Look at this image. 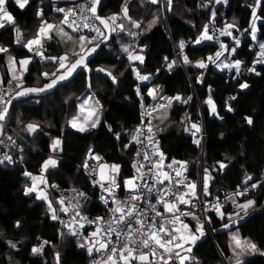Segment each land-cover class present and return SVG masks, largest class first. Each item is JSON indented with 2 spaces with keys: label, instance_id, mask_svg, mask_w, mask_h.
<instances>
[{
  "label": "snow or ice",
  "instance_id": "6c2138e0",
  "mask_svg": "<svg viewBox=\"0 0 264 264\" xmlns=\"http://www.w3.org/2000/svg\"><path fill=\"white\" fill-rule=\"evenodd\" d=\"M30 2L31 0H0V29L11 26L15 33L14 43L31 54L17 59L9 47L0 44V54L6 55L7 73L10 76L7 81L9 85L7 91L3 88L4 77L0 76V136L3 135V122L9 115L14 99L47 93L62 82L69 80L78 70L91 73L89 57L96 54L102 44L108 46V42L113 39V34L123 33L130 38L128 42H122L120 47L127 57L131 74L138 82L134 91L139 97L141 109L145 107V97L151 98L154 102L151 107L141 112L142 123L129 133L130 143L123 145L125 149L132 145L137 146L136 159L132 164L135 170L134 175L121 181V165L109 163L91 146L80 166L88 173L92 186L98 187L102 193L99 200L110 213L107 218L103 216L90 218L85 213V204L90 200L88 193L75 187L61 191L58 184L50 183L48 176L56 174L61 167L65 146V140L61 136L50 137L49 151L46 158L42 160L38 173L34 174L27 169L23 171V176L29 181L23 185V194L25 196L34 194L35 200L42 201L46 205L50 219L58 222L62 229L67 230V233L58 232L60 238L63 239L65 234L75 237L77 247L84 249L89 257L98 255V258L92 259L90 264H200V261L192 255L193 249L207 235L206 225H211L216 219L223 229L229 230L228 247L232 253L229 259L232 264H246L247 256L264 257V248H261L251 238L243 237L239 231L241 220L248 218L257 206L256 199L250 198V193L264 187V182L254 181L253 175L245 171L243 179L232 192L225 194L223 201L219 196L214 200H209L207 198L212 195L210 186L216 178L214 174H223L234 158L225 154L224 159L217 160L211 169L203 167L198 191V182L190 179L188 175V161L172 158L169 163H165L168 157L156 138L158 133L164 131V128L159 125L154 127L151 120L143 123L145 116L153 117L154 113H159V116L155 118L163 124L169 119V110L176 104L187 106L193 100L192 95L185 97L181 93L172 96L165 95L164 86L153 83L161 69L157 68L155 73H148L141 68L146 62L145 53L148 46L147 44L141 45L139 39L157 24L158 16L154 14L142 31H136L141 29L144 22L134 20L129 15V0H123L119 13L106 17L99 14L101 0H86L85 3L79 4L78 8H55V11L63 13L59 25L49 23L44 19L43 9H37L36 16L39 24L32 38L25 39L15 16L10 11V4L24 10ZM148 2L152 5H160L159 10L161 11L165 7L167 11L172 10L173 0H148ZM214 3L227 6L229 0H214ZM262 3L264 0H255L254 4L248 5L251 14L248 26L243 30L240 29L235 17L231 22L224 21L222 26L218 27L217 11L213 9L208 21L202 25L193 40H179L177 58L163 57L164 69L169 74L178 64L199 69L201 71L196 76V82L201 85L205 83V73L209 65L221 72L226 70L232 73L234 71L233 78L238 80L243 77L244 73L254 74L257 77L264 75V72L258 70V66L264 68V39L258 35L264 27ZM119 20H126L131 27L118 23ZM97 21L99 24L96 23ZM64 26H67L71 32L66 31ZM192 27L194 28L195 25L193 24ZM83 29H87L88 34H85ZM233 30L239 35H235ZM245 34L250 37L251 41L248 45L249 51H254L250 65L238 58V49L242 46V38ZM54 37H58L61 41H71L73 43L71 51H65L59 56H46L45 42L53 40ZM222 37L230 38L231 46L225 43ZM205 42H214L219 47L206 58L192 61L185 52L189 43L202 45ZM34 57H39L42 62H51L55 67L54 71L40 73L47 82L39 87L26 86L24 79ZM95 71L104 73L113 84L118 83L117 76L111 70L99 67ZM119 75L122 76L123 72ZM141 85H144L143 92ZM87 86L91 89L90 79ZM237 86L241 91L250 87L247 80L238 82ZM207 92V98L203 103L208 106L207 110L213 117L223 120L224 117L220 115L213 99L211 85H207ZM236 100V95L228 97L224 105L227 112L236 111L229 102ZM78 109V112L67 121L70 128L78 133H87L101 125L103 106L94 94L84 99ZM243 120L248 126L254 123L253 117L249 115H245ZM181 123L184 124V131L193 137L192 142L199 147L204 139L202 124L194 122L188 113H185ZM105 126L109 132L113 131L112 126L106 122ZM25 131L35 135L41 131V125L37 122H29L25 126ZM45 135L49 134L45 133ZM114 136L116 140H120L119 132L114 133ZM221 136L223 137V133ZM7 139L11 141L12 147H16L12 136H8ZM0 143L3 141L0 140ZM20 151L23 152V149L21 148ZM20 159L22 161L23 156ZM14 163L13 157L7 153L0 158V165ZM122 186L126 191L124 199L118 195ZM50 189L60 192V195L53 199ZM67 191L72 194L65 196L64 192ZM153 193H155V203L152 202ZM141 205L144 206L141 207ZM228 205L231 206V210L227 207ZM86 226H91L92 230L86 232ZM15 227L21 228L19 220L15 222ZM37 239L40 243L31 247V256L43 257L45 247L51 245L54 250L55 264H63L61 253L55 250V245L51 241L41 240L39 237ZM6 243L16 252L21 250L16 242L7 241ZM7 259L11 264L12 257L9 256ZM44 264L47 262L45 261Z\"/></svg>",
  "mask_w": 264,
  "mask_h": 264
},
{
  "label": "trees",
  "instance_id": "16d2710c",
  "mask_svg": "<svg viewBox=\"0 0 264 264\" xmlns=\"http://www.w3.org/2000/svg\"><path fill=\"white\" fill-rule=\"evenodd\" d=\"M76 1L31 0L24 10L10 4V11L15 16L24 38L29 39L32 38L39 24L36 16L37 9H43L44 19L49 23L59 25L63 13L55 11V8H70ZM130 1L136 5L135 0H129V15L134 20H143L141 29L136 30L142 31L148 22L144 16L136 14V9ZM197 1L173 0L172 10L167 12L166 17L160 19L159 26L140 37L139 43L148 46L145 53L146 62L141 68L148 73H155L157 68L161 69L154 83L163 85L164 93L170 96L177 93L185 97L193 96L189 105L176 104L170 109L169 119L163 124L155 118L159 116V113L154 114L153 125L164 128L160 140L161 148L168 157L166 164L172 158L188 161V170L192 176L196 175L194 163L196 159H199L200 150L191 146L192 136L184 131V124L181 121L185 113H188L194 122L204 124L206 164L213 165L217 160L224 159L225 154L234 158L223 174L215 175L216 178L210 186L212 195L208 197L212 199L220 196L225 189L234 190L243 179L245 171L253 175L254 181L264 182L261 180L264 171V75L261 77L247 75L238 80L210 65L205 73V83L201 85L196 82V76L201 71L199 69L179 64L171 74L163 69V57L177 58L174 47H178L179 40L194 39L204 24L206 14L198 9ZM211 1L215 6L214 0ZM254 2L255 0H229L227 6L217 5V26H222L224 21L231 22L235 17L240 29L243 30L248 26L250 19L251 9L248 5ZM122 3L123 0H101L99 14L106 17L119 13ZM150 5L153 11L156 5ZM142 11L143 14L149 16L150 21L152 16H150L149 9L145 8ZM233 31L239 35L235 30ZM262 34H264V27L258 34L261 39H264ZM14 39L15 33L11 26L0 29V44L9 47L17 59L31 55L26 49L15 44ZM129 40L130 38L124 34H113V39L108 42V46L102 44L97 53L89 59L91 73L81 70L75 73L68 82L57 86L51 92L36 96L39 99L38 105L27 103L25 101L27 99L13 100L5 122L14 132L24 153L23 161L19 165L14 167L6 164L0 165V264H9L7 259L9 256L12 257L11 264L16 262L44 264L45 261L47 264H55L54 250L51 245L45 247L43 257L30 255L31 247L40 243L38 237L41 240H49L55 245V250L61 253L63 264L90 263L92 257H89L85 250L77 247L75 239L66 235L63 239L60 238L58 232L63 230L50 219L45 204L35 200L34 195L25 196L23 194V185L29 181L22 173L25 169L34 174L38 173L42 160L48 154L50 137L61 136L65 140L61 167L56 174L48 176L50 183L89 191V181L80 166L90 146L100 152L109 163L121 165V181L133 175L132 164L136 149L134 145L127 149L123 145L130 143L129 133L137 127L141 118L139 97L134 91L136 80L128 67L127 57L120 47L122 42ZM224 42L230 43L228 39H224ZM249 43H251L249 36L245 34L242 46L238 49V58L247 65H250L254 57V51H249ZM218 47L215 45L194 46L188 47L185 52L192 61H195L213 54ZM45 49L46 56H59L66 51L64 43L57 37L46 41ZM36 59L37 61L32 62L24 77L26 86H42L47 81L40 73L55 70L52 63L42 62L39 57ZM0 64L5 83H7L10 76L7 73L6 55L0 54ZM99 67L111 70L117 76L118 83L113 84L104 73L95 71ZM258 70L264 72V68L258 67ZM121 72H123L122 76L119 75ZM38 79L39 83H37ZM89 79L91 89L87 86ZM242 80H247L250 85L249 89L243 91L238 89V82ZM207 85H211L213 89V99L220 115L224 117L223 120L213 117L207 110L208 106L203 103L208 95ZM144 90L142 87V92ZM93 94L103 106L101 125L90 132L78 133L68 126L67 121L78 112V103L85 96ZM231 95L237 96L236 101H229L236 109L234 113L227 112L224 106L225 101ZM245 115L253 117L252 126L244 123ZM29 122L39 123L41 131L35 135L29 134L25 131V126ZM105 122L112 126V132L108 131ZM116 132L120 133V140H116L114 136ZM49 191L55 199L57 195L51 189ZM250 198L256 199L257 206L248 218L241 220L239 231L243 237L251 238L261 248H264V187L251 192ZM85 211L92 216H100L104 215L106 210L93 201L87 204ZM17 220L21 223L19 229L15 227ZM209 230L207 238L197 243L192 255L200 261V264H225L224 259L227 260V264H232L229 259L231 255L228 247L229 230L223 229L216 219L209 225ZM7 241L16 242L21 250L16 252L9 248ZM245 261L246 264H264V257L255 255L246 258Z\"/></svg>",
  "mask_w": 264,
  "mask_h": 264
},
{
  "label": "built area",
  "instance_id": "2783aa9c",
  "mask_svg": "<svg viewBox=\"0 0 264 264\" xmlns=\"http://www.w3.org/2000/svg\"><path fill=\"white\" fill-rule=\"evenodd\" d=\"M86 2V0H77L70 8H78V5L79 4H81V3H85ZM204 5H206V7H204ZM197 7H198V9L199 10H201L203 13H205L206 14V17H205V19H204V23H206L207 21H208V19H209V17H210V14H211V11L213 10V9H215V6L213 5V2L211 1V2H209V0H198L197 1ZM97 24H98V21L96 22ZM102 27V26H101ZM85 34H88V30L87 29H83L82 30ZM121 34H123V33H121ZM125 35V34H124ZM127 36V35H126ZM128 37V36H127ZM221 39H225L224 37H222ZM226 39H228L229 41H231V39L230 38H226ZM191 40H193V39H188V40H186V41H191ZM203 45H209V46H213V45H215V46H218L217 44H215L214 42H205L204 44H202V45H192L191 43H189V45H188V47H194V46H203ZM187 47V48H188ZM186 48V49H187ZM174 49H175V52H176V56H177V53H178V47L177 46H175L174 47ZM186 49H185V51H186ZM46 51V50H45ZM37 57H34L33 58V62H35V61H37V59H36ZM258 67H261V66H258ZM164 69V68H163ZM217 69V68H216ZM165 71H166V69H164ZM218 71H220L219 69H217ZM223 72H225L226 73V75L227 76H229V77H232V76H234L235 75V73H234V71L232 72V73H229L228 71H223ZM248 75V73H244V76H247ZM254 75V74H253ZM0 76H3V73H2V65L0 64ZM45 80V79H44ZM155 80H156V78L153 80V83L155 82ZM138 82L136 81V84H137ZM8 87H9V85H8V83H4V85H3V88L5 89V91H7V89H8ZM142 87H144V85H141V88ZM165 95H168V94H166V93H164ZM170 96V95H169ZM153 101H152V99L151 98H149V97H145V107H144V109H141V107H140V118H141V112L142 111H145V110H147L149 107H151L152 105H153ZM155 114V113H154ZM154 114H153V117H147V116H145V118H144V120H143V123H147L149 120H151V123L153 124V122H154ZM4 123V129H3V135L2 136H0V140H2L3 141V143H0V158H2L3 157V155L5 154V153H7V154H17V155H20V156H23V153H24V151L23 152H21L20 151V149L22 148L20 145H19V143H18V141H17V139L15 138V134H14V132L13 131H11V128L7 125V123L4 121L3 122ZM142 123V121L140 120V123L137 125V126H139L140 124ZM203 125V131H204V124H202ZM154 126V125H153ZM155 127V126H154ZM161 133L162 132H160V133H158V135H157V139L159 140V142H160V147H161V140H160V137H161ZM8 136H12V138H13V140H15V142H16V147H12L11 146V141H9L8 139H7V137ZM193 137L191 138V140H190V142H191V146L193 147V148H195V149H197V150H200V154L202 153V156H200L199 157V159H196V161H195V163H194V166L196 167V175L195 176H192L191 175V173H190V171L188 170V175L190 176V179H192V180H196L197 182H198V191H199V181H200V174H201V172H202V169H203V167H209L210 169H211V166L212 165H209V164H206L204 161V158H203V155H204V152L205 151H202L203 149H205V146H206V142H205V132H204V139H203V141H202V143H201V145L199 146V147H197L193 142ZM134 147H135V149H137V146L136 145H134ZM140 147H143V146H140ZM96 151V150H95ZM96 152H98V151H96ZM98 153H100V152H98ZM101 154V153H100ZM102 155V154H101ZM103 156V155H102ZM135 159H136V157L134 158V161H133V163L135 162ZM23 161V160H22ZM22 161H20V162H18V163H14V164H11V165H8V164H6V165H8V166H10V167H14V166H17V165H19ZM89 163H92L91 161H89ZM166 163V162H165ZM84 173H85V175L87 176V179H88V181H89V189H90V193L88 194L89 195V197H90V200L85 204V207H84V211H85V209H86V206H87V204H89L90 202H93V201H95V202H97V203H99L100 204V206L101 207H103L105 210H106V206L104 205V204H102L101 202H100V200H99V196L102 194L101 192H100V190H99V188L98 187H93L92 186V182H91V179H90V177H89V175H88V173L87 172H85L84 171ZM134 173H135V170H134V172H133V175H134ZM218 173H215L214 175H217ZM261 180L262 181H264V171H263V173H262V176H261ZM56 184V183H55ZM60 186V185H59ZM71 188H73V187H62V186H60V189H61V191H63L64 189H71ZM78 189V188H77ZM78 190H81V189H78ZM51 191L55 194V195H57V196H59L60 195V192H57L55 189H51ZM81 191H84V190H81ZM233 190H224L223 192H222V194L219 196L220 197V199H221V201H223L224 200V197H225V194L226 193H228V192H232ZM85 192V191H84ZM72 193L70 192V191H67V192H64V195L65 196H68V195H71ZM104 195H106V193H104ZM118 195H119V197L121 198V199H124L125 198V196H126V191L123 189V186L121 187V190L119 191V193H118ZM202 199H203V197H201ZM207 199H209V200H214V198H207ZM152 202L153 203H155V193H153V196H152ZM46 206V205H45ZM114 206V205H113ZM144 205H141V207H143ZM158 207H160V206H158ZM183 207V206H182ZM228 208H229V210H231V206L230 205H228L227 206ZM197 209H199V205H197ZM85 213L90 217V218H94L95 216H92L90 213H88V212H86L85 211ZM198 214H201V215H203L202 213H199L198 212ZM62 215V214H61ZM110 215V213H108V211L106 210L105 211V213H104V215H100V216H103V217H105V218H107L108 216ZM65 219H68V217H64ZM54 223H56V224H58L60 227H61V225L58 223V222H55V221H53ZM192 223H194V222H192ZM206 228H207V231L208 232H210V230H209V225H206ZM62 229V228H61ZM65 233H67V230L66 229H62ZM92 230V227L91 226H86V232H90ZM67 237H69V238H73V239H75L76 240V238L75 237H71V236H68L67 234H65ZM80 249V248H79ZM81 250H84V249H81ZM94 258H98V255H94L92 258H91V260L92 259H94ZM91 260H90V262H91ZM90 264V263H89Z\"/></svg>",
  "mask_w": 264,
  "mask_h": 264
},
{
  "label": "rangeland",
  "instance_id": "374dc122",
  "mask_svg": "<svg viewBox=\"0 0 264 264\" xmlns=\"http://www.w3.org/2000/svg\"><path fill=\"white\" fill-rule=\"evenodd\" d=\"M136 1V5H134V3H132L131 2V5L132 6H134L135 7V9H136V14L137 15H139V16H144L145 18H146V21L147 22H149V16H147V15H145V14H143V11H142V9L144 10L145 8H147V9H149V11H150V16H152V18H153V15L155 14L156 16H158V22H157V24L154 26V27H157V26H159V22H161V20L160 19H162L163 17H166L167 16V9H166V7L164 8V10H159L160 9V5H156V7H154L153 8V11H151V5H150V3L148 2V0H135ZM217 9V5H215V10ZM177 10V9H176ZM172 13H173V11H172ZM61 21V20H60ZM60 21H59V24H60ZM119 22V21H118ZM153 27V28H154ZM235 34V33H234ZM235 35H237V34H235ZM55 38V37H54ZM58 38V37H57ZM59 39V38H58ZM226 39V38H225ZM249 39H250V37H249ZM242 41H243V38H242ZM63 43H64V45H65V49H66V51H71V49L73 48V43L71 42V41H69L68 43H66V41H63ZM231 44H232V41H230V43H229V45L231 46ZM78 50V49H77ZM94 55V54H93ZM93 56H91V57H89V59L90 58H92ZM47 61H45V63H46ZM44 63V64H45ZM51 63V62H50ZM210 66V65H209ZM30 68V67H29ZM79 71H81V70H78L77 72H79ZM27 75V73H25V76ZM75 75V74H74ZM248 75H253V74H248ZM244 76V75H243ZM72 78V77H71ZM70 78V79H71ZM69 79V80H70ZM69 80H67V81H64V82H62L61 84H63V83H65V82H68ZM61 84H59V85H61ZM59 85H57V86H59ZM52 91V90H51ZM51 91H49V92H51ZM48 93V92H47ZM43 94H45V93H43ZM40 95H42V94H40ZM25 98H27V100H25L27 103H29V104H34V105H38L39 104V99L38 98H36V95H32V96H29V97H22V98H19V99H14V100H22V99H25ZM85 98H87V96H85L79 103H78V106H79V104L85 99ZM79 110V109H78ZM203 126V125H202ZM72 129V128H71ZM74 130V129H73ZM202 151H205V149H203ZM200 156H202V153L199 155V157ZM203 158H204V160H205V152H204V155H203ZM205 162V161H204ZM33 196V195H32ZM207 229V228H206ZM1 235V234H0ZM207 235H209V232L207 231ZM207 235L203 238V239H205V238H207ZM230 236V235H229ZM200 242V241H199ZM198 242V243H199ZM229 243H230V240H229ZM232 256V253H231V255H230V257ZM252 256H247L246 258H251ZM245 258V259H246ZM225 260V264H227L228 262H227V260L226 259H224ZM15 264H19V263H15Z\"/></svg>",
  "mask_w": 264,
  "mask_h": 264
},
{
  "label": "bare ground",
  "instance_id": "6f19581e",
  "mask_svg": "<svg viewBox=\"0 0 264 264\" xmlns=\"http://www.w3.org/2000/svg\"><path fill=\"white\" fill-rule=\"evenodd\" d=\"M10 155L13 157V160L15 161V164L21 161V159H20L21 156L20 155H17V154H10ZM86 193L89 194L90 193V189Z\"/></svg>",
  "mask_w": 264,
  "mask_h": 264
},
{
  "label": "crops",
  "instance_id": "0c3cea01",
  "mask_svg": "<svg viewBox=\"0 0 264 264\" xmlns=\"http://www.w3.org/2000/svg\"><path fill=\"white\" fill-rule=\"evenodd\" d=\"M131 2V1H130ZM135 2V1H134ZM118 23H124L125 24V26L126 27H131L129 24H128V22L126 21V20H119V22ZM65 28H67L66 26H64ZM66 31H69V32H71V30L70 29H67ZM73 35H75V34H73ZM63 42V41H62ZM69 41H66V43H68ZM31 65V64H30ZM30 65H29V67H30ZM89 96V95H88ZM87 96V97H88ZM27 99V98H26ZM86 99V98H85Z\"/></svg>",
  "mask_w": 264,
  "mask_h": 264
},
{
  "label": "clouds",
  "instance_id": "9594fccd",
  "mask_svg": "<svg viewBox=\"0 0 264 264\" xmlns=\"http://www.w3.org/2000/svg\"><path fill=\"white\" fill-rule=\"evenodd\" d=\"M99 24V23H98ZM34 195V194H33Z\"/></svg>",
  "mask_w": 264,
  "mask_h": 264
}]
</instances>
